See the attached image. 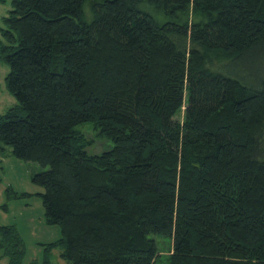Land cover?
I'll return each instance as SVG.
<instances>
[{"label":"trees","instance_id":"trees-1","mask_svg":"<svg viewBox=\"0 0 264 264\" xmlns=\"http://www.w3.org/2000/svg\"><path fill=\"white\" fill-rule=\"evenodd\" d=\"M4 23L0 148L48 167L67 264H264V79L226 68L264 52V0H13ZM0 252L22 264L14 225Z\"/></svg>","mask_w":264,"mask_h":264},{"label":"rangeland","instance_id":"rangeland-1","mask_svg":"<svg viewBox=\"0 0 264 264\" xmlns=\"http://www.w3.org/2000/svg\"><path fill=\"white\" fill-rule=\"evenodd\" d=\"M12 8L13 0H0V29L5 26L4 17ZM226 68L243 83L256 85L264 79V52L252 53L243 64L228 62ZM9 71L10 65L0 60V119L18 105V100L7 88L6 77ZM90 129L89 136L94 137L96 132ZM106 142L104 138H95L90 151L102 150ZM46 169L48 167H43L38 162L14 156L8 146L5 150L0 148V206L7 205L6 209H0V224L14 225L21 236L25 247L22 264H44L46 257L48 258L46 254L54 264H67L61 257L63 248L57 244L62 237V229L60 225L47 223L40 195L44 188L32 182L35 173ZM8 189L11 191V198L7 196ZM154 237L163 256L170 253L172 242L166 237ZM0 264H10L7 257H1V252Z\"/></svg>","mask_w":264,"mask_h":264}]
</instances>
